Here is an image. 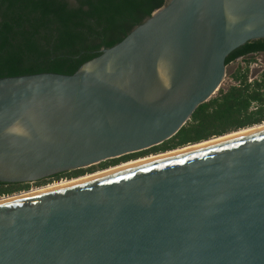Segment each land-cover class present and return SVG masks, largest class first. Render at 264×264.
Segmentation results:
<instances>
[{
	"label": "water",
	"instance_id": "water-1",
	"mask_svg": "<svg viewBox=\"0 0 264 264\" xmlns=\"http://www.w3.org/2000/svg\"><path fill=\"white\" fill-rule=\"evenodd\" d=\"M264 38V0H165L72 74L0 77V182L159 145ZM0 264H264V127L0 202Z\"/></svg>",
	"mask_w": 264,
	"mask_h": 264
},
{
	"label": "trees",
	"instance_id": "trees-1",
	"mask_svg": "<svg viewBox=\"0 0 264 264\" xmlns=\"http://www.w3.org/2000/svg\"><path fill=\"white\" fill-rule=\"evenodd\" d=\"M165 0H0V77L55 72L72 74L103 47L120 41ZM264 38L233 50L225 64L244 58L232 73L239 83L199 104L189 120L159 144L170 150L264 121V73L248 82L251 53ZM255 103L253 108L252 104ZM0 182V196L22 189Z\"/></svg>",
	"mask_w": 264,
	"mask_h": 264
},
{
	"label": "bare ground",
	"instance_id": "bare-ground-1",
	"mask_svg": "<svg viewBox=\"0 0 264 264\" xmlns=\"http://www.w3.org/2000/svg\"><path fill=\"white\" fill-rule=\"evenodd\" d=\"M263 127H264V121H262L261 123L252 125V126L244 127L242 129L223 134L221 136L213 137V138H210V139H207V140H203V141H200V142H196V143H189V144H186V145H183V146H179V147H176V148H173V149H170V150H166V151L161 152V153H159L157 155H149L148 157H146L144 159L135 160V161H129V162H126V163H121V164H118V165H115V166L108 167L105 170L96 171L94 173H90V174L86 173V174H84L82 176H78V177L61 179V180L53 181V182H50V183H47V184H44V185H40V186H37V187H32V188H29V189H26V190H21V191L12 193V194L3 195V196H0V202L1 201H5V200H9V199H12V198H16V197H20V196H24V195H28V194H32V193H36V192H40V191L56 188V187H59V186L67 185V184H70V183H74V182H77V181H80V180H84V179H87V178L102 174V173H106V172H109V171H112V170H115V169H118V168H122V167H125V166H128V165L134 164V163H138V162H141V161H144V160H148V159L164 156V155H167V154L175 153V152H178V151H182V150H185V149L193 148V147H196V146L212 143V142H215V141L226 139V138H229V137H232V136L243 134V133H246V132H249V131H253V130H256V129H260V128H263Z\"/></svg>",
	"mask_w": 264,
	"mask_h": 264
},
{
	"label": "flooded vegetation",
	"instance_id": "flooded-vegetation-1",
	"mask_svg": "<svg viewBox=\"0 0 264 264\" xmlns=\"http://www.w3.org/2000/svg\"><path fill=\"white\" fill-rule=\"evenodd\" d=\"M256 54H264V51L263 52H257V53H251L250 55L254 56ZM158 146L159 145H155V146H152V147H149V148L137 151V152H132V153L121 155L119 157L106 159V160L100 161V162L95 163V164H91V165L83 167V168H78V169H73V170H69V171L56 173V174L44 177L42 179H39L37 181L21 183L23 188L20 189L19 191L26 190V189H29L31 187H37L40 185H44V184H47V183H50V182H53V181H56L59 179H63V178L66 179V178L82 176L86 173L87 174L94 173V172L99 171V170H105L106 168L111 167V166H115V165H118L121 163H126L129 161L144 159V158L148 157L149 155H157L161 152L166 151V150H164V151L160 150V148Z\"/></svg>",
	"mask_w": 264,
	"mask_h": 264
},
{
	"label": "rangeland",
	"instance_id": "rangeland-1",
	"mask_svg": "<svg viewBox=\"0 0 264 264\" xmlns=\"http://www.w3.org/2000/svg\"><path fill=\"white\" fill-rule=\"evenodd\" d=\"M253 60L250 62L249 65H251L253 62H256L257 65L250 69L249 67V73L248 77H251L252 79L259 78L261 74L264 73V54H256L252 55ZM244 58L236 59L235 61H232L226 65V74H227V80L232 76L233 71L237 66H245ZM223 86L226 85V82L222 84ZM219 92H216L213 96L217 95ZM64 179V178H63ZM61 180V179H59ZM57 181V180H56ZM32 188V187H31Z\"/></svg>",
	"mask_w": 264,
	"mask_h": 264
},
{
	"label": "built area",
	"instance_id": "built-area-1",
	"mask_svg": "<svg viewBox=\"0 0 264 264\" xmlns=\"http://www.w3.org/2000/svg\"><path fill=\"white\" fill-rule=\"evenodd\" d=\"M238 59H240V58H238ZM257 65V63L256 62H253L251 65H249V67H250V69H252L253 67H255ZM227 80V74L225 73V76H224V78H223V80H222V82L220 83V85H219V87L217 88V90L215 91V93L216 92H219V91H222L223 93L224 92H226L227 91V89L230 87V86H235V85H238V81L236 80V79H234L233 77H230L229 79H228V81H226ZM252 81V78L251 77H248V82H251ZM224 82H226V85H222ZM214 93V94H215ZM213 94V95H214ZM213 97V96H212ZM252 106L254 107L255 106V103H253L252 104Z\"/></svg>",
	"mask_w": 264,
	"mask_h": 264
}]
</instances>
